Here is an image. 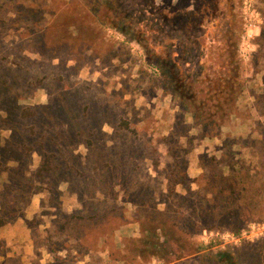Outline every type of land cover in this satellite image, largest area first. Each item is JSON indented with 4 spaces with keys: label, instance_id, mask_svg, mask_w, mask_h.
Wrapping results in <instances>:
<instances>
[{
    "label": "rangeland",
    "instance_id": "obj_1",
    "mask_svg": "<svg viewBox=\"0 0 264 264\" xmlns=\"http://www.w3.org/2000/svg\"><path fill=\"white\" fill-rule=\"evenodd\" d=\"M250 1L260 20L248 31L244 0L171 13L141 0H0V222L29 215L56 264H264V96L244 89L264 0ZM170 59L198 95L168 91ZM194 112L227 122L204 138L215 130L185 120ZM157 214L178 238L136 250Z\"/></svg>",
    "mask_w": 264,
    "mask_h": 264
},
{
    "label": "crops",
    "instance_id": "obj_2",
    "mask_svg": "<svg viewBox=\"0 0 264 264\" xmlns=\"http://www.w3.org/2000/svg\"><path fill=\"white\" fill-rule=\"evenodd\" d=\"M259 52H262V58L255 60ZM256 57L250 64L247 63L246 65V82L244 84V89L251 91L256 87L258 91V93H256L258 94L257 96H264V45L258 46ZM260 60H263V63ZM248 61L249 59L247 62ZM254 96L255 94L252 93L250 95V100H252ZM250 100L247 99V102L251 103ZM249 103L247 104L248 106ZM247 105L246 107H248ZM257 118L261 119L264 118V116L258 115ZM191 119H193L192 116L185 114V120L190 121ZM244 125L245 122L241 123V126L244 127ZM250 125V122H248L245 126L250 127ZM238 128H240L239 124L237 121H234L225 129L223 128L222 132L235 134ZM250 134H252V132L249 130L248 135ZM197 152L193 154V157L191 156V162L198 161L202 153ZM32 205L30 209L33 210L32 212H35V202H33ZM29 219L30 216L28 215L27 217H21L13 222L0 226V264H56L55 262H51L52 254L37 248L34 241L33 229L28 224Z\"/></svg>",
    "mask_w": 264,
    "mask_h": 264
},
{
    "label": "trees",
    "instance_id": "obj_3",
    "mask_svg": "<svg viewBox=\"0 0 264 264\" xmlns=\"http://www.w3.org/2000/svg\"><path fill=\"white\" fill-rule=\"evenodd\" d=\"M173 51L169 53L171 55ZM162 70L163 77L165 78L166 81V86L168 87V91L172 94H174L176 97L184 100L187 97H189L191 94L196 96L199 94L201 88L198 86H190V85H182L178 82L179 79V69L174 65V63L170 60L164 61L163 65L160 68ZM189 87L191 90H188ZM243 90L242 85H239V83H234V86L232 87V92H233V97H232V104L228 105V109L234 110L236 108L238 96L240 92ZM192 97V98H193ZM183 107L187 109L188 111V105L186 103L183 104ZM183 108V109H184ZM193 118L195 120L196 125L200 126L201 128H208V129H214L215 132L212 133H206L202 135V137H217L218 133L220 131V128L223 124L227 122V119L221 118L217 119L216 117H204L202 116L203 120L200 118V114H196L195 112L192 114ZM201 119V120H200ZM170 216L167 214H157V217H152L149 218L148 216H145V218L142 219V224L143 225H150L153 227L151 229L152 235L149 236L150 230L148 229H143L145 231V237H142L138 241L132 242L133 245L136 247V250L140 251L141 248L144 249V251H148L149 248L155 249L158 245L163 246L164 242L162 243L160 241L161 235L170 233L173 234L174 237H177V229H176V224L172 223L170 221ZM5 225V222H0V226ZM148 234V235H147ZM172 237V238H174ZM178 238V237H177ZM172 240V239H171ZM178 240V239H177ZM172 242V241H171ZM177 242V241H176ZM223 259L225 258H230L231 260V255L228 252L220 254ZM229 260V262H230Z\"/></svg>",
    "mask_w": 264,
    "mask_h": 264
},
{
    "label": "flooded vegetation",
    "instance_id": "obj_4",
    "mask_svg": "<svg viewBox=\"0 0 264 264\" xmlns=\"http://www.w3.org/2000/svg\"><path fill=\"white\" fill-rule=\"evenodd\" d=\"M141 1L144 3L145 6L158 7V8L164 9V11L169 10V13L173 11L172 10L173 7L174 8L184 7L186 4L193 5V3L195 2V0H141ZM218 1L220 2V0Z\"/></svg>",
    "mask_w": 264,
    "mask_h": 264
},
{
    "label": "built area",
    "instance_id": "obj_5",
    "mask_svg": "<svg viewBox=\"0 0 264 264\" xmlns=\"http://www.w3.org/2000/svg\"><path fill=\"white\" fill-rule=\"evenodd\" d=\"M243 6H244L246 28H248V31L251 30L249 28L256 29L258 27V24L256 23V21L260 20V15L256 13L255 5L250 0H244ZM248 31H247L246 37H251L252 35H249ZM154 264H158V263H154Z\"/></svg>",
    "mask_w": 264,
    "mask_h": 264
}]
</instances>
